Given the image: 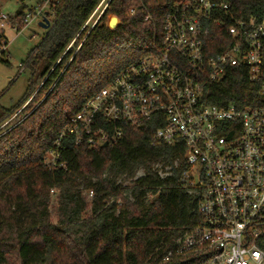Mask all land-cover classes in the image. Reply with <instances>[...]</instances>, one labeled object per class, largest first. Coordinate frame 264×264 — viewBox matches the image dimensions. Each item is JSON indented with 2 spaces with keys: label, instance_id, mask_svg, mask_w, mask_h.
I'll use <instances>...</instances> for the list:
<instances>
[{
  "label": "trees",
  "instance_id": "16d2710c",
  "mask_svg": "<svg viewBox=\"0 0 264 264\" xmlns=\"http://www.w3.org/2000/svg\"><path fill=\"white\" fill-rule=\"evenodd\" d=\"M100 1H60L25 63L24 95L9 109L0 105V127L13 118L0 129V264H165L175 241L199 223L180 178L183 148L152 145L151 125L125 127L112 148L64 141L57 167L45 164L69 119L147 53L166 11V0H110L94 27L82 30ZM223 1L236 20L264 18V0ZM32 12L21 4L16 20ZM218 39L208 43L209 56L220 52ZM208 90L210 103H257V85L239 68Z\"/></svg>",
  "mask_w": 264,
  "mask_h": 264
},
{
  "label": "built area",
  "instance_id": "2783aa9c",
  "mask_svg": "<svg viewBox=\"0 0 264 264\" xmlns=\"http://www.w3.org/2000/svg\"><path fill=\"white\" fill-rule=\"evenodd\" d=\"M60 1L36 0L22 23L0 12V61L7 58L6 29L18 35L37 18L51 26ZM109 1H100L82 30L94 27ZM227 11L223 0H166L147 53L88 99L45 155L53 169L64 141L112 148L125 127L147 124L152 145L181 146V182L200 220L175 241L165 264H264V18L239 21ZM216 37L220 52L209 56ZM236 68L257 85V103H210L208 88Z\"/></svg>",
  "mask_w": 264,
  "mask_h": 264
},
{
  "label": "rangeland",
  "instance_id": "374dc122",
  "mask_svg": "<svg viewBox=\"0 0 264 264\" xmlns=\"http://www.w3.org/2000/svg\"><path fill=\"white\" fill-rule=\"evenodd\" d=\"M1 12L4 14L15 13L21 4L29 8H34L36 0H0ZM111 19V18H110ZM109 19V20H110ZM108 20V22H109ZM39 19H34L29 26L20 34L15 35L12 31L6 29L5 35L8 43L6 46L7 58L0 61V105L9 109L16 104L24 95L28 82L30 80V68L24 67L22 73L13 81L19 72V64L26 63L31 50L38 47L48 30H44L38 26ZM161 168V165L155 166V169ZM138 174H142L141 171ZM164 176L163 173H161ZM124 185H130L129 181ZM53 195V193H51ZM54 200V196H52ZM89 199V198H88ZM53 202L50 203V206ZM54 217V216H53ZM55 222V219H52Z\"/></svg>",
  "mask_w": 264,
  "mask_h": 264
},
{
  "label": "water",
  "instance_id": "95a60500",
  "mask_svg": "<svg viewBox=\"0 0 264 264\" xmlns=\"http://www.w3.org/2000/svg\"><path fill=\"white\" fill-rule=\"evenodd\" d=\"M38 26L40 28L44 29V30H49V28H50L49 22L46 19H44L43 21L39 22ZM104 146H106V145H104Z\"/></svg>",
  "mask_w": 264,
  "mask_h": 264
},
{
  "label": "crops",
  "instance_id": "0c3cea01",
  "mask_svg": "<svg viewBox=\"0 0 264 264\" xmlns=\"http://www.w3.org/2000/svg\"><path fill=\"white\" fill-rule=\"evenodd\" d=\"M112 19H114V20L117 22V23H116V26H118V25H119V21L116 20L115 18H111L110 20H112ZM110 20H109V21H110ZM116 26H115V27H116Z\"/></svg>",
  "mask_w": 264,
  "mask_h": 264
}]
</instances>
